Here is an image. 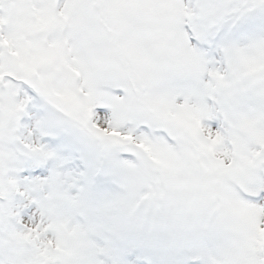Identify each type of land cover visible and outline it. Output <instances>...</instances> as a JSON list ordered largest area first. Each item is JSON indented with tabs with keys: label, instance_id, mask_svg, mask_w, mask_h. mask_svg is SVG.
Here are the masks:
<instances>
[{
	"label": "snow or ice",
	"instance_id": "snow-or-ice-1",
	"mask_svg": "<svg viewBox=\"0 0 264 264\" xmlns=\"http://www.w3.org/2000/svg\"><path fill=\"white\" fill-rule=\"evenodd\" d=\"M0 264H264V0H0Z\"/></svg>",
	"mask_w": 264,
	"mask_h": 264
}]
</instances>
